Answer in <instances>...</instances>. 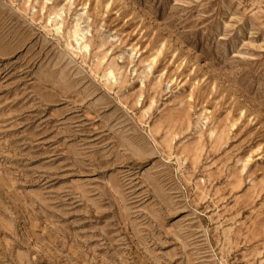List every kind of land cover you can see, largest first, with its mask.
I'll use <instances>...</instances> for the list:
<instances>
[{
  "label": "rangeland",
  "instance_id": "rangeland-1",
  "mask_svg": "<svg viewBox=\"0 0 264 264\" xmlns=\"http://www.w3.org/2000/svg\"><path fill=\"white\" fill-rule=\"evenodd\" d=\"M0 264H264V0H0Z\"/></svg>",
  "mask_w": 264,
  "mask_h": 264
},
{
  "label": "bare ground",
  "instance_id": "bare-ground-1",
  "mask_svg": "<svg viewBox=\"0 0 264 264\" xmlns=\"http://www.w3.org/2000/svg\"><path fill=\"white\" fill-rule=\"evenodd\" d=\"M84 31H85V30H84ZM78 32H79V31H78L77 29L74 30V34H75V35H77ZM82 33H83V32H82ZM84 47H85V49H86L87 46L85 45ZM107 72L109 73V75H112V70H109V71H107Z\"/></svg>",
  "mask_w": 264,
  "mask_h": 264
}]
</instances>
